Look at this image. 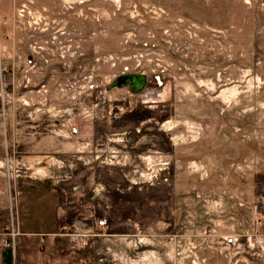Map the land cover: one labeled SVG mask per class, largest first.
I'll return each mask as SVG.
<instances>
[{"label": "rangeland", "instance_id": "obj_1", "mask_svg": "<svg viewBox=\"0 0 264 264\" xmlns=\"http://www.w3.org/2000/svg\"><path fill=\"white\" fill-rule=\"evenodd\" d=\"M0 66V264H264V0H0Z\"/></svg>", "mask_w": 264, "mask_h": 264}, {"label": "built area", "instance_id": "obj_2", "mask_svg": "<svg viewBox=\"0 0 264 264\" xmlns=\"http://www.w3.org/2000/svg\"><path fill=\"white\" fill-rule=\"evenodd\" d=\"M48 42H40V44L34 43L32 47L30 48V52L28 55L22 58L21 65L17 68H12V76H17V80L19 82H23L25 86L31 81V75L38 69V65H50V59L43 57V52L47 50ZM36 57H38V60H36ZM41 57V58H39ZM42 63V64H41ZM5 69L0 66V100H5L9 96L7 92L4 90V79L3 71ZM137 73V72H135ZM44 87L43 84L40 85L39 90H41ZM44 92V90H42ZM23 104L27 105L28 102H22ZM78 127L76 125H71L70 127V133H77ZM106 220L100 219L96 222V226L102 227L105 225ZM7 245H10L8 241H6ZM225 242L227 244H234L235 239L232 236H228L225 238Z\"/></svg>", "mask_w": 264, "mask_h": 264}, {"label": "water", "instance_id": "obj_3", "mask_svg": "<svg viewBox=\"0 0 264 264\" xmlns=\"http://www.w3.org/2000/svg\"><path fill=\"white\" fill-rule=\"evenodd\" d=\"M147 84V76L144 73H122L111 82V86L122 87L128 85L130 92L139 93Z\"/></svg>", "mask_w": 264, "mask_h": 264}, {"label": "crops", "instance_id": "obj_4", "mask_svg": "<svg viewBox=\"0 0 264 264\" xmlns=\"http://www.w3.org/2000/svg\"><path fill=\"white\" fill-rule=\"evenodd\" d=\"M41 77H43V76H42V74H41V75L39 76V78H37V79H38V80H40V79H41Z\"/></svg>", "mask_w": 264, "mask_h": 264}, {"label": "bare ground", "instance_id": "obj_5", "mask_svg": "<svg viewBox=\"0 0 264 264\" xmlns=\"http://www.w3.org/2000/svg\"><path fill=\"white\" fill-rule=\"evenodd\" d=\"M147 80H148V78H147ZM129 91H130V90H129ZM141 91H142V90H141ZM141 91H140V92H141ZM163 94H164V93H163Z\"/></svg>", "mask_w": 264, "mask_h": 264}]
</instances>
